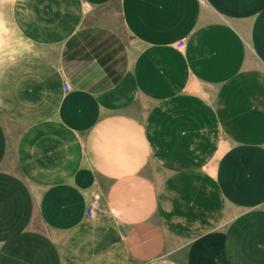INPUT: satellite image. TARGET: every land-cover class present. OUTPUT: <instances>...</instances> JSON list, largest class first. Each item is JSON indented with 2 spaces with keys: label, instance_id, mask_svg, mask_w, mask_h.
Wrapping results in <instances>:
<instances>
[{
  "label": "crops",
  "instance_id": "obj_1",
  "mask_svg": "<svg viewBox=\"0 0 264 264\" xmlns=\"http://www.w3.org/2000/svg\"><path fill=\"white\" fill-rule=\"evenodd\" d=\"M8 26L0 264H264V0H11Z\"/></svg>",
  "mask_w": 264,
  "mask_h": 264
},
{
  "label": "rangeland",
  "instance_id": "obj_2",
  "mask_svg": "<svg viewBox=\"0 0 264 264\" xmlns=\"http://www.w3.org/2000/svg\"><path fill=\"white\" fill-rule=\"evenodd\" d=\"M10 4L11 0H0V50L2 57L5 56V51H8L9 45L15 44L18 40L15 33L8 26Z\"/></svg>",
  "mask_w": 264,
  "mask_h": 264
},
{
  "label": "built area",
  "instance_id": "obj_3",
  "mask_svg": "<svg viewBox=\"0 0 264 264\" xmlns=\"http://www.w3.org/2000/svg\"><path fill=\"white\" fill-rule=\"evenodd\" d=\"M175 45L177 48H182L185 44H184L183 40H179L176 42ZM64 86H65V88H68V84H65ZM98 198H99V195L97 193L92 194L90 206L87 208L88 214H91L92 209L96 206V203H97L96 200H98Z\"/></svg>",
  "mask_w": 264,
  "mask_h": 264
}]
</instances>
